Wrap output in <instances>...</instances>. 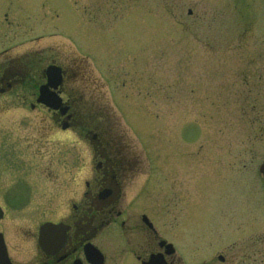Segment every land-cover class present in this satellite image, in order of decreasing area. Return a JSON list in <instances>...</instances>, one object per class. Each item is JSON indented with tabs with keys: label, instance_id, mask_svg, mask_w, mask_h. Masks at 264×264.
<instances>
[{
	"label": "rangeland",
	"instance_id": "1",
	"mask_svg": "<svg viewBox=\"0 0 264 264\" xmlns=\"http://www.w3.org/2000/svg\"><path fill=\"white\" fill-rule=\"evenodd\" d=\"M2 56L19 76L0 87L13 263L44 262L40 226L73 219L105 156L126 224L93 242L104 264L146 262L149 236L174 264H264V0H0ZM53 62L76 130L36 102Z\"/></svg>",
	"mask_w": 264,
	"mask_h": 264
},
{
	"label": "flooded vegetation",
	"instance_id": "2",
	"mask_svg": "<svg viewBox=\"0 0 264 264\" xmlns=\"http://www.w3.org/2000/svg\"><path fill=\"white\" fill-rule=\"evenodd\" d=\"M189 15H192L191 11H189ZM3 57L4 56L1 57L2 62L0 63V87L5 86V88L8 89V87L10 86L19 84L18 82H16V79H18L19 76L12 75V77H7V74L12 70H10V65H8L9 58H6L3 61ZM53 63L55 64H53L52 66L60 68L64 76L63 85L59 91V94L63 99L64 105L69 108V112L66 116V119L68 117H71V119L67 123L71 126L69 130H76V126H78L76 125L77 121L75 120L77 114L71 112V107L75 105V102L72 101L70 96H68V99L66 101L63 98V96H66L67 94V91L65 92L64 88L67 71L60 64L56 65V62ZM44 73L45 71L43 72L42 76H44L45 78ZM6 89H4V87L1 88L0 93L6 92ZM54 115H57L56 121L60 123L62 128L65 125V117L62 118L59 114L55 113ZM99 163L100 167L98 169L100 171L98 170L99 172L97 173H99L100 176L94 177L90 181H85V190L82 194L80 205H72L73 219L67 218L66 220L68 223L63 222V224L68 227V234L65 245L59 252H57L55 255H52L51 257H45L43 255L45 260L40 264H89L86 258L85 247L87 245H92L93 242L97 240L99 234L105 229L111 230V228H113L115 230L119 228L121 229L125 226L126 221H122L124 212L118 210L119 203L126 189V187L124 186V180L118 175L117 179H113L114 184H112V189H107L110 185H108L107 182L109 183L111 180L106 177L109 172V166L106 164V161ZM119 170H121V168H119ZM105 191H109V193L103 195L101 198L100 194H103ZM55 224H60V222ZM150 229L152 231L149 232V234L153 235V233H155V230H153V228ZM150 238L151 237L149 236V239L144 244V247H146V249L144 250L146 252L145 254H149L151 252L148 257L153 254H163L165 256L166 249L165 247L163 248V245H161L162 242H160L157 247L159 252L157 251V253H153L155 250L153 241ZM171 258L172 257L167 258L165 256V259H167V262L169 264H174ZM136 259L138 264H143L140 263V258ZM41 260L43 261V259Z\"/></svg>",
	"mask_w": 264,
	"mask_h": 264
},
{
	"label": "water",
	"instance_id": "3",
	"mask_svg": "<svg viewBox=\"0 0 264 264\" xmlns=\"http://www.w3.org/2000/svg\"><path fill=\"white\" fill-rule=\"evenodd\" d=\"M46 74V73H45ZM48 74H50V83L52 85L50 86H55L53 85V74L56 75L55 73V69L54 68H50L48 70ZM52 75V76H51ZM59 76V74H58ZM57 85L60 84V80L57 79ZM62 84V83H61ZM38 103H42L44 105H46L47 107H49L50 109L57 111V110H61V114L64 115L67 111V109L62 108L61 106V101L58 100L53 94H51L48 91L47 87H44L41 89V96L40 99L38 100ZM69 128V124H67V122L65 123V125L63 126V130H66ZM260 172L262 173L263 177H264V164L260 169ZM106 193H109V191H105L103 193V195H105ZM101 195V198L102 196ZM56 226H53L51 224H47L42 228V241H41V246L43 247V250H46V245H50L51 244V233L53 231V229H55ZM44 238V239H43ZM169 253H173L175 252L172 248V246H169ZM95 251V253H98L99 258H100V263L99 264H103V258L101 257L100 253L97 252V250H93ZM0 264H11L7 258V254H6V250L4 247V243H3V237L2 235H0ZM98 264V263H97ZM148 264H165V262L163 261V258L161 256H153L151 258V261Z\"/></svg>",
	"mask_w": 264,
	"mask_h": 264
},
{
	"label": "bare ground",
	"instance_id": "4",
	"mask_svg": "<svg viewBox=\"0 0 264 264\" xmlns=\"http://www.w3.org/2000/svg\"><path fill=\"white\" fill-rule=\"evenodd\" d=\"M106 164L109 166V165H113V164H115V161L114 160H108V161H106ZM100 166H99V164L97 165V168H99Z\"/></svg>",
	"mask_w": 264,
	"mask_h": 264
}]
</instances>
